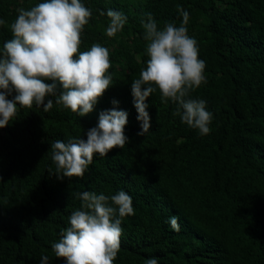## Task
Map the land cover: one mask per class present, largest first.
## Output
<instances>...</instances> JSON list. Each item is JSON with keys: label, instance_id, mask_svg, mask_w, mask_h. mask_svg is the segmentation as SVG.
Masks as SVG:
<instances>
[{"label": "trees", "instance_id": "trees-1", "mask_svg": "<svg viewBox=\"0 0 264 264\" xmlns=\"http://www.w3.org/2000/svg\"><path fill=\"white\" fill-rule=\"evenodd\" d=\"M44 0H0V49L12 38L18 10ZM92 12L80 51L98 43L109 51L110 86L80 117L55 103L21 109L0 129V264H64L52 244L81 208L78 193L130 195L134 214L123 218L114 264H264V0H81ZM111 9L126 17L106 35ZM180 9L197 41L206 82L188 98L204 100L211 131L200 135L174 115L178 104L146 100L151 127L137 120L131 83L146 67L142 22L179 26ZM101 12L104 15H101ZM59 92V89H58ZM11 98V97H9ZM113 101L117 103L114 105ZM127 113L128 143L95 154L83 177L60 180L51 144L86 139L105 110ZM176 217L179 231L170 225Z\"/></svg>", "mask_w": 264, "mask_h": 264}, {"label": "clouds", "instance_id": "clouds-1", "mask_svg": "<svg viewBox=\"0 0 264 264\" xmlns=\"http://www.w3.org/2000/svg\"><path fill=\"white\" fill-rule=\"evenodd\" d=\"M180 12L179 26L168 22L158 29L150 15L142 22L149 58L139 78L131 83L141 126L137 135L144 136L151 127L146 100L157 91L162 103L178 104L173 114L182 123L200 135L211 131L212 113L206 110V102L188 98L206 82V65L199 59L197 41L188 35L189 15L182 9ZM106 15L110 21L106 35L114 37L122 31L126 17L111 9ZM91 17L92 12L81 0H44L28 10H18L9 25L12 38L0 49V129L17 116L18 106L49 111L53 96L56 104L80 117L94 110L112 86L113 77L108 71L111 61L106 47L95 43L87 51L79 50L81 33ZM3 24L5 20L0 19ZM126 124L127 113L113 108L100 112L98 124L86 131V139L72 138L67 143L56 140L51 144L55 171L50 170V174L60 180L82 178L95 154L104 157L128 143ZM77 195L81 208L72 212L70 226L52 244L55 257L64 264H114L121 246L122 220L134 214L130 195L123 190L111 196L90 191ZM169 222L179 231L176 217ZM41 264H48L47 256H42ZM146 264L158 262L149 258Z\"/></svg>", "mask_w": 264, "mask_h": 264}]
</instances>
